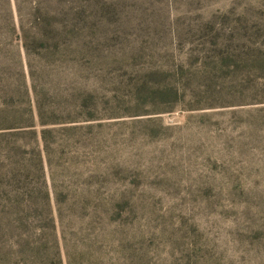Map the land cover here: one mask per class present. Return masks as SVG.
Instances as JSON below:
<instances>
[{
    "label": "rangeland",
    "instance_id": "374dc122",
    "mask_svg": "<svg viewBox=\"0 0 264 264\" xmlns=\"http://www.w3.org/2000/svg\"><path fill=\"white\" fill-rule=\"evenodd\" d=\"M0 264H264V0H0Z\"/></svg>",
    "mask_w": 264,
    "mask_h": 264
}]
</instances>
